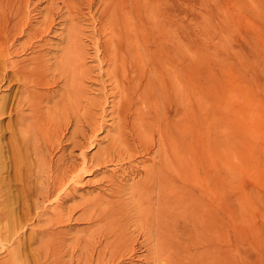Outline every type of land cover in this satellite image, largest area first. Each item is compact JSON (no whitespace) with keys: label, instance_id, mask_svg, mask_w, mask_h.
I'll return each mask as SVG.
<instances>
[{"label":"rangeland","instance_id":"obj_1","mask_svg":"<svg viewBox=\"0 0 264 264\" xmlns=\"http://www.w3.org/2000/svg\"><path fill=\"white\" fill-rule=\"evenodd\" d=\"M0 16L2 20L10 21L5 43L7 50L0 45V177L10 181V189L4 190L0 183V200L5 201L11 195L13 201L8 208H15L14 213L0 217L1 264H57L58 260L61 264H264V0H0ZM3 23L0 20V25ZM48 25L50 33L44 32ZM72 36H78L81 45L75 44L73 48L69 43L72 46H68L70 62L65 65L66 76L57 73L51 86H43L40 91L45 87L58 89L53 100L60 92L66 95L73 91L67 104L83 106L84 114H79L78 124L74 126L72 121L68 125L61 142H52V148H57L48 151L50 154L44 150L47 146L44 141L50 140V132L44 134L45 140L39 138L40 145L39 141L34 142L36 147L33 150V92L36 95L39 91L33 88V63H40L39 58L34 60L33 45L41 44V40L60 44L54 46V52L52 50L56 58H60L63 44ZM75 50H80L79 59L72 58ZM103 56L107 60L102 59ZM106 56L115 59L108 62ZM53 60L51 57L50 62ZM113 64L117 65L116 69ZM84 66L86 72L80 70ZM155 69L158 72H154ZM61 85L64 88H60ZM122 93H125L124 99ZM47 101L41 102L43 106L39 109L48 114L46 107H50L53 101ZM103 101L104 105L108 103L106 107ZM91 104L98 106L96 120L97 125L100 122L102 126L91 134L86 131L89 137L86 134L84 137L82 132L88 127L82 120L96 110ZM57 105L60 106L61 101H57ZM146 108L153 115L158 113V121L153 120L154 116H150ZM101 109L105 115L99 120ZM116 109L125 122L117 121ZM122 109L127 113L126 118ZM137 111L139 115L135 113ZM48 116L54 119L53 113ZM144 122H152L151 131L144 133ZM164 123L170 130L176 129L179 157L176 155L175 164L170 151L165 155L166 165L175 164L176 169L174 172L165 169L171 178L165 179L158 217L155 216V204L147 208L145 195L141 201H132L130 197L125 198L129 195H123V199L128 198L126 203L130 205L128 212H131L122 220L115 218L118 221L114 218L110 222L93 221L96 224L93 225L88 220L86 224L87 213L78 221L74 216L63 214L59 220L53 219L45 225L44 216L41 215V221V216L36 215L43 210L40 204L41 207L39 205L34 211L36 191H39L38 176L44 173L47 163L54 165L67 156L69 158L64 161L71 157L77 169L81 168L78 175L83 185L79 193H86L83 198L97 201L96 207L108 211L116 203L104 202L105 198H100L99 192H107L105 173L109 174L111 168H115L120 170L119 178L131 182L138 177L133 173L136 159L143 160L147 156L149 162L146 164L152 161L158 165L157 158L152 159L150 147H153L152 135L160 132L158 127ZM46 128L52 131V127ZM121 128L123 133L120 134L118 130ZM105 130H109L107 134ZM136 131H141L139 133L144 136L141 147H137L136 138L132 136ZM71 132L77 139L71 138ZM82 136L85 146L72 147L73 141H80ZM111 140L116 142V148H120L121 142L126 148H134L135 154L134 151L132 154L136 156H115V162L94 166L90 161L95 158V151L107 147ZM10 142L17 144L19 152L15 177H11ZM35 160L39 163L36 164ZM128 165L132 174L127 172ZM123 169L126 173L122 172ZM122 174L128 176L122 177ZM70 185L55 190L48 197L47 204L44 203L45 209L53 211L55 204L67 206L79 202L80 196H75L74 200L64 199L63 192ZM149 194L155 203L156 193ZM119 205L117 203V207ZM92 206H86V212ZM78 208L73 215L79 214ZM131 215H134L133 219ZM69 223V240L82 234L75 233L77 229L88 231V226L89 229L96 226L97 232L99 228V231L108 229L114 233L102 236L101 250L98 253L88 251L89 254L85 249H78L79 245L72 251L69 244L65 249L49 252L38 244L40 238L33 236V232L44 225L49 228L53 224L51 228L55 229ZM156 242L160 248L156 247Z\"/></svg>","mask_w":264,"mask_h":264},{"label":"bare ground","instance_id":"obj_2","mask_svg":"<svg viewBox=\"0 0 264 264\" xmlns=\"http://www.w3.org/2000/svg\"><path fill=\"white\" fill-rule=\"evenodd\" d=\"M92 7V6H91ZM69 8V7H68ZM77 8V7H76ZM69 10H70V8H69ZM69 10H68V12H69ZM71 11V10H70ZM73 11V10H72ZM78 13V12H77ZM110 15V14H109ZM59 16V15H58ZM62 16L64 17V15L62 14ZM0 17H2V16H0ZM50 17V16H49ZM55 18V16H52V18ZM68 17V16H67ZM62 18V17H61ZM64 18H66V16L64 17ZM80 18V17H79ZM111 18V17H110ZM60 19V18H59ZM0 20H1V22L3 21L4 23L2 24V25H0V29H1V31H0V34H1V39H0V45L2 46V48L3 49H6L5 48V43L8 41V24L10 23V21L8 20V22H7V20H2L1 18H0ZM61 20H63V19H61ZM81 20V19H80ZM13 21V20H12ZM52 23V22H51ZM14 25H15V22L12 24V26H11V28H13L14 27ZM107 27V26H106ZM105 30H108V29H105ZM44 32H49L50 33V26L48 25L47 27L45 26V28H44ZM76 32V31H75ZM70 33V32H69ZM69 33H67L66 34V36L67 35H69ZM40 34V33H39ZM74 34V33H73ZM105 34V33H104ZM113 35V34H112ZM63 36V35H62ZM105 37H107L108 38V36H105ZM111 37H113V36H110V38ZM80 38V37H79ZM40 39H42V38H40ZM3 40H4V42H3ZM44 40H46V39H44ZM40 41V40H39ZM48 41V40H47ZM114 41V40H113ZM112 41V42H113ZM141 41V40H140ZM82 42V41H81ZM115 42V41H114ZM114 42H113V44H114ZM40 43V42H39ZM69 43H72L73 44V46L71 45V44H69ZM75 44L77 45V44H79V45H81L80 44V42L78 41V36H72V37H67V39H66V42H65V44H63V47L61 48V50H62V53H61V57L60 58H56V55L54 54V53H52V50H53V52H54V46H58V45H60V44H53L52 42L51 43H48V42H45V41H43V40H41V44H38V45H33V54H34V60H37V58H39V60H38V62H40V63H37V61L35 62L34 61V63H36L37 65H34V63H33V88H34V90L35 89H39V91L37 92V94L35 95V93L33 92V150L35 149V147H36V143H34L35 141H39V138H43V140H45V136H44V134L46 133V132H50V134H51V138H49L50 140L49 141H47V143L44 141V145L46 144L47 146L46 147H44L43 149L46 151V152H48V151H51V150H54V149H56L55 147L54 148H52L53 146H52V142L53 141H58V142H61V139L64 137V135H65V131L67 130V127H68V125L73 121L74 123H73V125L74 124H78L77 122H79L78 120H79V118H80V116L81 115H83L84 114V107L83 106H77V105H74V104H71V103H68L67 104V101L70 99V96H71V93L73 92H71V93H67L66 95H64V93L63 92H60L59 93V95H58V97L55 99V100H53L52 99V97L54 96V92H55V90L54 89H52V87H50L51 89H48V88H44V90L43 91H40L41 89V87H43V86H48L49 87V85L51 86V84H52V82H54L53 80L54 79H52V78H54L55 76H56V74L57 73H60V74H63V75H65L64 74V69H65V65L68 63V62H70L69 61V59L70 58H67V52H68V46L69 45H71L73 48L75 47ZM45 46H47V47H45ZM115 46V45H114ZM50 47V48H49ZM116 47V46H115ZM77 48H80V46H77ZM110 48V47H109ZM112 48V47H111ZM84 49V48H83ZM7 50V49H6ZM110 50V52L112 53V51H111V49H109ZM112 50H115V49H112ZM13 51H16V50H14L13 49ZM80 52V50H75L74 51V53H73V55H72V58H80V56H79V53ZM12 53V52H11ZM13 53H16V52H13ZM107 54H109V52L107 53ZM81 55V54H80ZM110 55V54H109ZM46 56H48V57H46ZM54 56V57H53ZM108 56V55H107ZM106 56V57H107ZM124 56V55H123ZM52 57V59H54L52 62H50V58ZM109 57V56H108ZM107 57V58H108ZM78 58V59H79ZM83 58V57H82ZM85 58V57H84ZM113 58V57H112ZM112 58H108V62H109V59H112ZM123 58H125V57H123ZM102 59H104V56H103V58ZM106 59V58H105ZM104 59V60H105ZM113 59H115V58H113ZM122 59V58H121ZM126 59V58H125ZM82 60V59H81ZM84 60V59H83ZM104 60H103V62H104ZM107 60V59H106ZM71 61H73V60H71ZM100 61V60H99ZM112 61H114V60H112ZM111 60H110V62H112ZM119 61V60H118ZM130 61V60H129ZM76 62V61H75ZM84 62V61H83ZM124 62V61H123ZM135 62H138L137 60L135 61ZM98 63V62H97ZM73 64V63H72ZM75 64V63H74ZM81 64V63H80ZM106 64V63H105ZM110 63H108V65H109ZM136 64H139V63H136ZM100 65V64H99ZM110 66H112V64L110 65ZM109 66V67H110ZM113 66H114V64H113ZM117 66V65H116ZM116 66H114L115 67V69H116ZM121 66V65H120ZM154 66V65H153ZM73 67V66H72ZM71 67V69H73ZM99 67H101V66H99ZM124 67V66H123ZM127 67V66H126ZM137 67V66H136ZM144 67V66H143ZM143 67H142V69H143ZM121 68V67H120ZM152 68H154V67H152ZM165 68V67H164ZM74 69H75V67H74ZM79 69V68H78ZM119 69V68H118ZM76 70V69H75ZM80 70L82 71V72H86V67L84 66L82 69H81V67H80ZM91 70V69H90ZM100 70V69H99ZM140 70V69H139ZM151 70V69H150ZM156 70V69H155ZM71 71V70H70ZM114 71V70H113ZM143 71H144V69H143ZM171 71V70H170ZM77 72V71H76ZM100 72V71H99ZM153 72V71H152ZM154 72H158V70H156V71H154ZM154 72L152 73V74H154ZM66 73V72H65ZM109 73V72H108ZM113 73V72H112ZM141 73H142V71H141ZM59 74V76L60 77H62V75H60ZM120 74V73H119ZM145 74H147L146 72H145ZM158 74V73H157ZM169 74V73H168ZM36 75V76H35ZM67 75H69V73H67ZM35 76V77H34ZM38 76V77H37ZM66 76V75H65ZM111 76V75H110ZM113 76V75H112ZM124 76V75H123ZM129 76V75H128ZM158 76V75H157ZM156 76V77H157ZM70 77V76H69ZM98 77V76H97ZM130 77V76H129ZM128 77V78H129ZM64 78V77H63ZM66 79L64 80V81H66L67 80V77H65ZM76 78V77H75ZM123 78H121V80H122ZM149 79V78H148ZM147 79V80H148ZM60 80V79H59ZM70 80V79H69ZM74 80V79H73ZM131 80V79H130ZM77 81H78V79H77ZM134 81V80H133ZM139 81V80H138ZM68 82V81H67ZM70 82V81H69ZM79 82V81H78ZM95 82V81H94ZM155 82V81H154ZM63 83V80H62V82H61V84ZM99 83V82H98ZM160 83H161V81H160ZM55 84V83H54ZM70 84H71V82H70ZM76 84H78V83H76ZM135 84V83H134ZM141 84V83H140ZM82 85V84H81ZM124 85V84H123ZM154 85V84H153ZM60 86V85H59ZM140 86V85H139ZM143 86H145V85H143ZM157 86H158V84H157ZM58 87V86H57ZM79 87V86H78ZM83 87V86H82ZM116 87V86H115ZM55 88V87H54ZM60 88H64L62 85H61V87ZM129 88V87H128ZM137 88V87H136ZM140 88V87H139ZM80 89V88H79ZM110 89V88H109ZM112 89V88H111ZM58 90V89H57ZM56 90V91H57ZM64 90V89H63ZM67 90H69V89H67ZM85 90V89H84ZM138 90V89H137ZM79 91V90H78ZM82 91H83V89H82ZM118 91H119V89H118ZM117 91V92H118ZM124 91H125V89H124ZM144 91V90H143ZM36 92V91H35ZM76 92V91H75ZM104 92V91H103ZM102 92V93H103ZM108 92V91H107ZM110 92V91H109ZM114 92V91H113ZM112 92V93H113ZM121 92V91H120ZM123 92V91H122ZM164 92V91H163ZM101 93V94H102ZM105 94H106V96L108 95L106 92H104ZM103 93V94H104ZM111 93V94H112ZM62 94V95H61ZM100 94V95H101ZM114 94V93H113ZM123 94V93H122ZM122 94H121V96H122ZM126 94H128V93H126ZM140 94V93H139ZM138 94V95H139ZM119 95V94H118ZM117 95V96H118ZM124 95H125V93L123 94V98L122 99H124ZM129 95V94H128ZM135 96V95H134ZM46 97V98H45ZM75 97V96H74ZM136 97V96H135ZM44 98H45V100L47 101V102H50V101H53V104H51L50 105V107H46V110L48 111V114L49 115H51V113H53L54 114V119H51L50 118V116H48V114L47 113H43V112H41L40 111V109L39 108H42L41 106H43L42 104H41V102H45V100H44ZM100 98V97H99ZM131 98H133V97H131ZM101 99V98H100ZM99 99V100H100ZM102 99H104L103 97H102ZM119 99V98H118ZM128 99V98H127ZM50 100V101H49ZM109 100V99H108ZM137 100V99H136ZM57 101H61V105L60 106H58L57 105ZM112 101V100H111ZM111 101H109L110 103L109 104H111ZM46 102V103H47ZM92 103L94 102L93 100L91 101ZM117 102H119V101H117ZM117 102H115V104L117 103ZM128 101H126V103H127ZM45 103V104H46ZM95 103V102H94ZM93 103V104H94ZM126 103H124L123 104V106H125L126 107ZM130 103V102H129ZM135 103V102H134ZM49 104V103H48ZM87 104L88 105H90L88 102H87ZM103 105H104V101H103V103H102ZM131 104H133V103H131ZM95 105H97V104H95ZM101 105V104H100ZM106 106L108 105V103H106L105 104ZM104 105V107H106ZM114 105V104H113ZM117 105H118V103H117ZM134 105V104H133ZM91 106H92V104H91ZM90 106V107H91ZM115 106V105H114ZM132 106V105H131ZM135 106H136V104H135ZM134 106V110H135V107ZM150 106V105H149ZM93 107H95V106H92V109H93ZM103 107V106H102ZM119 107V106H118ZM130 107V106H129ZM154 107H157V106H154ZM38 108V109H37ZM112 107H110V109H111ZM127 108V107H126ZM133 108V107H132ZM131 108V109H132ZM152 108H153V106H152ZM59 111H58V110ZM68 109H69V111H68ZM94 109H96L94 112H93V110L91 111V112H89V114L87 115V116H84V120H82V121H86L87 123H85V125H87V129L85 130V132L86 131H88V133L90 132V134H91V132L92 133H94V132H96L97 130H99V129H101V126L102 125H100V122H99V125H97V120H96V117H97V111H98V106H97V108L95 107ZM109 109V108H108ZM118 109V108H117ZM116 109V110H117ZM128 109V108H127ZM130 109V108H129ZM144 109V108H143ZM147 109V108H146ZM149 109V108H148ZM147 109V110H148ZM91 110V109H90ZM103 110L104 109H101V114H100V116H99V120H101V117H103L104 115H105V113L103 112ZM106 110V109H105ZM119 110V109H118ZM118 110L117 111H115L116 113V118H117V121L118 122H120V123H122V122H125L126 120L125 119H122V118H120L119 117V115H118ZM157 108H155L154 109V113H156L157 111ZM88 111H89V109H88ZM100 111V110H99ZM111 111H113V110H111ZM122 111H124L123 109H122ZM143 111V110H142ZM150 111H153V109L152 110H150ZM87 112V111H86ZM172 112H175L174 110H172ZM114 113V112H113ZM137 115H139V111H137V112H135ZM145 113H146V111H145ZM79 114H81V115H79ZM109 114V113H108ZM134 114V113H133ZM135 114V115H136ZM148 114H150V116H152L153 114L152 113H150L149 112V110H148ZM107 115V114H106ZM126 115H127V113H126V111H124L123 112V116L126 118ZM141 115V114H140ZM173 115V114H172ZM129 116V115H128ZM146 116H147V114H146ZM149 116V115H148ZM149 116V117H150ZM154 117H153V120L155 119L156 121H158V118L157 117H160V116H158V113H157V115H153ZM55 117H56V119H55ZM111 117V116H110ZM115 117V116H114ZM131 117H133V116H131ZM144 117V116H143ZM136 118V117H135ZM146 118V117H145ZM148 118V117H147ZM151 118V117H150ZM47 119H49L48 121H47V124L45 123L46 122V120ZM172 119H174V118H172ZM81 121V122H82ZM169 121V120H168ZM80 122V123H81ZM132 122V121H131ZM159 122H160V118H159ZM162 122H164V121H162ZM178 122V121H177ZM50 125H49V124ZM139 123V122H138ZM151 123L152 122H149V123H147V122H144V133L145 132H149V131H151ZM155 123H157V122H155ZM161 123V122H160ZM84 124V123H83ZM82 124V125H83ZM142 124V123H141ZM159 124V123H158ZM169 124V123H168ZM167 124V125H168ZM161 125V124H160ZM159 125V126H160ZM162 125H163V127L164 128H162ZM161 125V127H158V129L159 128H161L160 130V132L158 133V132H156L157 134H155V136L154 135H152L153 136V147H150V152H151V156H152V159H154V158H157V162H158V165H157V163H155L156 164V166L154 165V162H152L151 161V163H148V164H146L147 162H149V158L146 156V158L144 157V159L143 160H139V161H136L135 160V162H137V166L134 168L135 169V172L133 171V173H136L137 175H138V177L136 178V179H132V181L131 182H128L127 180L128 179H122V178H119V175H120V170L118 171L117 169H115V168H111V172L109 173V174H106L105 173V175L104 176H106L105 177V182H106V193H104V192H99V195H100V198L102 197V198H105L104 199V202H105V200H107V202L108 203H116V204H113L114 206L113 207H111V208H109V210L107 211L106 210V212H104L103 210H101V208L100 207H96V205H98V203H96V202H94L91 198H83L84 197V195L86 194H83L82 193V191L79 193V188H81L82 187V185L83 184H81L80 183V181H81V179H80V177H79V175H78V172H79V170L81 169H77V166H76V164H75V160L74 159H72L71 157H70V160L69 161H64L66 158H69V156H67L65 159H59V160H61L59 163H56L55 162V164L54 165H52L51 163H50V165H48V163H47V165L46 166H48L47 168H45V171H44V173L42 172V173H40V176H38V177H40L39 178V191H36V193H37V195L35 196V197H33V199L35 198V200H34V205H35V208H34V211H36L35 209L36 208H38L39 207V205L40 204H42V207H41V205H40V209H42L43 208V210H40V213L39 212H37L36 213V215H42V216H44V220L46 221V223H44L45 225L47 224V222H49L50 223V221L51 220H53V219H56V218H62V215L63 214H66V215H68L69 217L70 216H74V219H82L83 218V216L85 217V213H87V217H86V224H87V222L89 221H94V222H97L98 223V221H100V220H105L106 222H110L111 220H113V218H114V221L115 220H117V219H115V218H119L120 220H122V218L124 217V216H128V214H129V212H131V211H129L128 212V207L130 206V205H127V203H126V200L128 199H123V195L125 196V195H129V196H125V198L126 197H130V200H132V201H134V200H138V201H141L142 200V198H143V195H145L144 197H146V199L147 200H145V201H147V203H146V206H147V208H149L150 206H152V204L154 205L155 204V208H156V212H155V216L156 217H158L159 215H157L158 214V212L159 213H161V205H162V201H161V199H162V194H163V189H164V187L166 186V182H165V179H166V177H169V179L171 178L170 177V175H169V172L173 169V172L175 171L174 170V168L176 169V167H175V164H176V155L178 156V154L176 153V151L178 150L177 149V141H176V139H177V137L175 136V127H172L173 129H175L174 131L173 130H170L171 128H167L166 127V123H164V124H162ZM46 126H50V127H52V131H49L48 130V128H46ZM75 126V125H74ZM73 126V127H74ZM79 125H77V127H78ZM117 126H119V124H117ZM117 126H115V127H117ZM155 126H157V125H155ZM177 126V125H176ZM111 127V126H110ZM80 128V131L82 130V128L81 127H79ZM94 128H96V130L94 129ZM176 128H178V127H176ZM154 129V128H153ZM152 129V130H153ZM156 129V128H155ZM130 130V129H129ZM165 130H167L166 132L167 133H165L164 131ZM74 131V130H73ZM72 131V132H73ZM79 131V130H78ZM109 131V130H108ZM107 130H105V133L107 134V132H108ZM116 131V130H115ZM72 132L70 133V135L72 136L71 138H74L75 136L72 134ZM83 133L82 132V134H83V136L86 134V136H88L87 135V132L86 133ZM118 132L121 134V133H123V129L121 128V129H119L118 130ZM117 132V133H118ZM139 132H141V131H138V133H137V131L136 132H133L132 134V136H134L135 138H136V142H137V144H138V146L137 147H139L140 146V143H142L143 141H141L142 139H143V137L144 136H141V133H139ZM153 132V131H152ZM177 132V131H176ZM74 133V132H73ZM136 134V136H135V134ZM151 133V132H150ZM80 134V133H79ZM143 134V133H142ZM147 134H149V133H147ZM146 134V135H147ZM78 135V134H77ZM93 135V134H92ZM91 135V136H92ZM131 134L129 133V135H128V137L130 136ZM145 135V136H146ZM66 136V135H65ZM83 136L81 137V140L79 141V139L76 141V140H74V139H77V137L76 138H74L73 140L75 141H73V143L72 142H70V143H72L73 145H72V147H84L85 146V141H82V138H83ZM86 136H84V137H86ZM132 136H131V139H133L132 138ZM89 137V136H88ZM147 137V136H146ZM150 137H151V135H150ZM175 137H176V139H175ZM117 138V137H116ZM79 142V143H78ZM39 143V145H40V141L38 142ZM116 143V142H115ZM112 140H111V142L109 143V144H107V147H102L101 149L99 148V149H97L96 151H95V153H96V156H95V158H92V160L90 161V162H92L93 164H94V166H101L102 164L104 165V163H106V162H110L111 163V161H113V162H115L114 160V157L116 156L117 158H122V156H133L134 154H135V151H134V148H126L125 147V145L121 142L120 143V148H116V145H114L115 144ZM119 143V142H118ZM132 143V142H131ZM14 143H11L10 142V149H11V157H10V159H11V163H12V165H13V169H12V174H11V177L13 176V177H15V175H16V171H15V165L19 162V152H17V150H18V146H16L15 144L13 145ZM43 144V143H42ZM43 145V146H44ZM142 145H143V143H142ZM141 145V146H142ZM42 146V145H41ZM56 146V145H55ZM69 146H71V145H69ZM140 146V147H141ZM37 147H38V145H37ZM60 147V146H59ZM58 147V148H59ZM119 147V146H118ZM144 147H146V146H143L142 148H144ZM148 147H149V145H148ZM41 148V147H40ZM43 149H42V151H43ZM63 149V148H62ZM65 149V148H64ZM70 149V148H69ZM136 149V148H135ZM146 149V148H145ZM74 150V149H73ZM72 150V151H73ZM117 150V151H116ZM180 150V149H179ZM41 151V150H40ZM42 151L40 152V153H42ZM57 151V150H56ZM58 151H59V149H58ZM64 151V150H63ZM63 151H62V153H63ZM66 151H67V148H66ZM72 151H69V152H71L72 153ZM122 152V154L121 153H119V152ZM133 151H134V154H132L133 153ZM145 151V150H144ZM167 151H170L172 154H173V158H172V160L174 159V162H175V164H170L171 165V167L170 166H167L166 165V163H168V162H166L165 163V155L167 154ZM38 152V150H36L35 151V153H37ZM45 152V153H46ZM65 152V151H64ZM142 152V151H141ZM148 152V151H147ZM169 152V153H170ZM49 154L51 153V152H48ZM71 153L69 154V155H71ZM171 153H170V155H171ZM179 153V152H178ZM43 154V153H42ZM60 154V153H59ZM80 154H82V153H80ZM37 155V154H36ZM39 155V154H38ZM44 155V154H43ZM45 155H47V154H45ZM51 156V155H50ZM72 156V155H71ZM74 156V155H73ZM134 156H136V155H134ZM148 156H149V152H148ZM43 157V156H42ZM62 157V156H61ZM60 157V158H61ZM84 157V156H83ZM127 157V158H128ZM179 157V156H178ZM37 158H40V156H37ZM63 158V157H62ZM85 158V157H84ZM126 158V159H127ZM130 158V157H129ZM128 158V159H129ZM166 158H168V157H166ZM171 158V157H170ZM43 159V158H42ZM41 159V160H42ZM46 160H47V157L45 158ZM40 160V159H39ZM45 160V161H46ZM68 160V159H67ZM83 160V159H82ZM85 161H86V159H84ZM88 160V159H87ZM123 160H124V158H123ZM155 160V159H154ZM171 160V159H170ZM36 161V164L37 163H39V162H37L38 160H35ZM49 161H51V160H49ZM47 162H48V160H47ZM83 162V161H82ZM88 162H89V160H88ZM134 162V161H133ZM134 162V163H135ZM156 162V161H155ZM170 162V161H169ZM173 162V163H174ZM44 163V162H43ZM42 163V164H43ZM61 163V164H60ZM65 163V165L63 166V164ZM102 163V164H101ZM59 164L61 165L60 167H59ZM80 164V163H79ZM82 164H84V163H82ZM101 164V165H100ZM136 164V163H135ZM85 165V164H84ZM106 165V164H105ZM134 165V164H133ZM129 166V165H128ZM40 167V166H39ZM42 167V166H41ZM86 167V166H85ZM84 168V167H83ZM125 168H126V166H125ZM130 168V169H129ZM129 168L127 167V169H128V171L127 172H129L130 170H131V166H129ZM166 168H170L169 169V172H167V170H165ZM42 169H43V167H42ZM41 169V170H42ZM118 169H119V167H118ZM126 169V170H127ZM5 171V170H4ZM122 172L123 173H126V171L123 169L122 170ZM131 172V171H130ZM37 173V172H36ZM172 173V172H171ZM131 174H132V172H131ZM39 175V174H38ZM125 175V174H124ZM123 174H122V177L124 176ZM175 175V174H174ZM103 176V175H102ZM126 176H128L127 174L125 175V177ZM132 176V175H131ZM175 176H177V175H175ZM135 177V176H134ZM128 178V177H127ZM176 178V177H175ZM36 179H38V178H36ZM103 180V179H102ZM86 181H89V180H86ZM85 181V182H86ZM171 181H175L174 180V178H172L171 179ZM69 182L70 183H72L71 185L69 184ZM84 182V183H85ZM0 183L3 185V187H4V190H9L10 189V181L9 180H6L3 176L2 177H0ZM38 183V182H37ZM89 183V182H88ZM90 183H91V181H90ZM94 183V182H93ZM100 183V182H99ZM87 184V183H86ZM103 184H104V182H103ZM145 184H147V186L145 185ZM65 185H70V186H68L67 187V189H66V187H65V191L63 192V194H65L64 195V199H70V200H74V198H75V196L77 197V196H80L81 198H80V200H79V202L77 201V202H75V203H77L76 205H75V203H71V204H68L67 206H65L66 204H64V205H60V206H57L56 204L54 205V207L52 206V210L54 211H51V210H47V209H45V207H44V203H46V201H47V199H48V197L55 191V190H59V188L61 187V186H65ZM97 185H99V184H97ZM37 187V188H38ZM64 188V187H63ZM84 189V188H83ZM81 190V189H80ZM147 190H149V192H147ZM168 190V189H167ZM63 191V190H62ZM103 191V190H102ZM61 192V191H60ZM156 193V199H155V197H154V199H155V203H153L154 201L153 200H151V198H149V196H150V194L149 193ZM169 192H171V191H169ZM35 193V194H36ZM55 193V192H54ZM128 193V194H127ZM105 194V195H104ZM34 195V194H33ZM52 196H54V195H52ZM155 196V195H154ZM167 196V195H166ZM166 196H165V198L164 199H166ZM135 197V198H134ZM99 198V199H100ZM101 198V199H102ZM145 199V198H144ZM143 199V200H144ZM53 200V199H52ZM12 201H13V197L11 196V195H8L7 196V198H6V200L5 201H2V200H0V217L2 218L5 214L6 215H9V214H12V213H14L15 212V208L13 207V208H8V205H9V203L11 204L12 203ZM48 202V201H47ZM129 202V201H128ZM165 202V201H164ZM64 203H65V201H64ZM67 203V202H66ZM99 203H100V201H99ZM117 203H120V205L117 207ZM47 204V203H46ZM90 204V205H89ZM91 204L93 205L92 207H90L89 209H87V212H86V209H85V207L86 206H91ZM104 204V203H103ZM107 204V203H106ZM105 204V205H106ZM136 204V203H135ZM70 205V206H69ZM127 205V206H126ZM137 205V204H136ZM134 206V205H133ZM138 206L140 207V203L138 204ZM138 206H135L138 210H139V207ZM47 207V206H46ZM79 207V208H78ZM96 207V208H95ZM117 207V208H116ZM162 207H165V206H162ZM3 208H7L6 210L5 209H3ZM48 208V207H47ZM77 208H78V210H79V214H77V215H73L74 214V211H75V209L77 210ZM131 208V207H130ZM129 208V209H130ZM151 208V207H150ZM3 209V210H2ZM96 209H98L99 211H96ZM146 209V208H145ZM153 209H154V206H153ZM164 209V208H163ZM162 209V210H163ZM45 210H47L46 212H45ZM150 210V209H149ZM149 210H147V212L149 211ZM155 210V209H154ZM136 212V211H135ZM139 213L141 212L140 210L138 211ZM145 212V211H144ZM153 212V211H152ZM35 213V212H34ZM142 213V212H141ZM35 215V216H36ZM138 215V214H137ZM143 215V214H142ZM152 215H154V214H152ZM42 216L40 217V219H41V221H43V219H42ZM132 216V215H131ZM134 216V215H133ZM133 216H132V219H133ZM139 216V215H138ZM137 216V217H138ZM141 217V215L139 216V218ZM146 217V216H145ZM148 217V216H147ZM155 217V221L157 220V218ZM59 218H58V220H59ZM124 218H127V217H124ZM143 218V217H142ZM141 218V219H142ZM150 218H151V216H150ZM39 218H38V220H40ZM146 219V218H145ZM145 219H144V221H145ZM160 219V218H159ZM66 220V219H65ZM64 220V221H65ZM88 220V221H87ZM124 220V219H123ZM70 221H73V220H71L70 219ZM78 221V220H77ZM118 221V220H117ZM126 221H127V219H126ZM142 221V220H141ZM143 221V222H144ZM161 221V220H160ZM39 222V221H38ZM68 222V221H67ZM92 223L93 225L95 224V223ZM149 222V221H148ZM147 222V223H148ZM157 222V221H156ZM40 224L42 223V222H39ZM49 223L47 224V225H49ZM114 223V222H113ZM138 223V222H137ZM53 224H56V223H53ZM52 224V226H54ZM60 224V223H59ZM126 224V223H125ZM143 224V223H142ZM159 224V222L156 224V225H158ZM161 224V223H160ZM45 225H44V227H45ZM88 225H91V223L89 224L88 223ZM87 225V226H88ZM96 225V224H95ZM104 225V224H103ZM150 225V223L148 224V225H146V227L147 226H149ZM152 225V224H151ZM52 226H50L49 228H44V227H42V228H40L38 231H34L33 232V236L35 237V236H37L38 238H40V242H38V244H40L41 246H43V248H47L48 249V251L49 252H54V251H57V250H59V249H65L66 247H68V245L67 244H69V245H72V246H69V247H72L73 249H72V251H74L75 249V247H77L78 245L79 246H81V247H78V249H85V251H89V252H91V253H93L94 251H97V253L101 250L100 249V241H101V237L102 236H108V234H111L112 235V232L113 231H111V230H108V229H106V232H102V231H99V228H98V232L96 231L97 229H95V227H91L90 229L87 227V226H85V227H87V229H88V231L86 230H84V228H80V229H77L76 230V232L75 233H77V232H82V237H81V235L80 236H75V238L73 237L71 240H69V234H70V230H71V226H70V223L69 224H64V225H62L61 226V228H56L55 227V229L54 228H51ZM58 226H60V225H58ZM65 226V227H64ZM118 226H119V224H118ZM34 227V226H33ZM82 227V226H81ZM145 227V226H144ZM157 227V226H156ZM158 227H160V226H158ZM150 228V227H149ZM37 229V228H36ZM93 229V230H92ZM151 229V228H150ZM149 229V230H150ZM160 230H161V228H159ZM156 230H158L157 228H156ZM149 232V231H148ZM114 233V232H113ZM159 233V232H158ZM158 233H156V234H158ZM107 234V235H106ZM117 234V233H116ZM155 234V233H154ZM160 234V233H159ZM158 234V235H159ZM43 237H45V239H43ZM155 237H158V236H155ZM160 237V236H159ZM158 237V238H159ZM105 238V237H104ZM103 238V239H104ZM107 239V238H106ZM116 239V238H115ZM160 239V238H159ZM158 239V240H159ZM68 240V241H67ZM105 244H107L108 243V241H105L104 242ZM159 243H160V241H159ZM105 244L103 245L104 247H105ZM108 244H110V243H108ZM102 246V245H101ZM96 247V248H95ZM156 247H159L160 248V246H158L157 245V242H156ZM94 248V249H93ZM44 249V250H45ZM71 249V248H70ZM67 250V249H66ZM89 252H88V254H89ZM78 253H79V251H78ZM70 254V253H69ZM78 257V256H77ZM50 259V258H49ZM52 260H55L54 258L52 259ZM52 260H50V261H52ZM58 260V259H57ZM56 260V261H57ZM61 260V259H60ZM49 261V262H50ZM48 262V263H49ZM58 263L57 264H61L60 263V261L58 260L57 261ZM52 263V262H51ZM53 263H56L55 261L53 262ZM0 264H1V262H0ZM70 264V263H69Z\"/></svg>","mask_w":264,"mask_h":264}]
</instances>
